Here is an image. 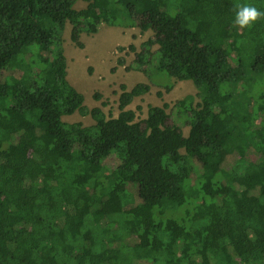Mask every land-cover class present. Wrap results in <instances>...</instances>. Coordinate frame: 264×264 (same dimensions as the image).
<instances>
[{
	"label": "trees",
	"instance_id": "trees-1",
	"mask_svg": "<svg viewBox=\"0 0 264 264\" xmlns=\"http://www.w3.org/2000/svg\"><path fill=\"white\" fill-rule=\"evenodd\" d=\"M85 1L99 14L77 0H0V264H264V18L234 23L236 5L264 12V0ZM101 14L108 25L152 30L128 67L151 84H164L155 72L191 80L199 100L186 95L171 112L148 105L138 118L128 106L150 84L137 82L120 84L116 116L85 105L66 77L62 35L69 22L82 46ZM28 66L27 85L17 84ZM75 112L94 123L63 120ZM130 188L140 204L179 198L152 204L146 228V216L121 205Z\"/></svg>",
	"mask_w": 264,
	"mask_h": 264
},
{
	"label": "rangeland",
	"instance_id": "rangeland-1",
	"mask_svg": "<svg viewBox=\"0 0 264 264\" xmlns=\"http://www.w3.org/2000/svg\"><path fill=\"white\" fill-rule=\"evenodd\" d=\"M120 1L125 6H129L131 3L130 0ZM87 4L88 2L85 0H77L75 7L79 10H84L87 16L94 17L99 14L97 5L89 9ZM101 15V23L96 32L81 33L80 42L82 46H79L71 40V25L69 22L66 23L62 35V44L66 56V77L69 83L77 91L82 93L83 103L85 105L88 107L100 106L107 115L116 116L119 112L118 96L120 93V84L124 83L128 88H131L137 82L150 84V90L136 97L128 106V108L136 110L138 118L146 116L148 105L161 106L166 102L169 105L167 112H171V107H173L175 102L182 100L186 95L194 96L195 101L199 100L197 89L191 80H177L166 74L155 72V76H160L158 79L161 82L163 81L164 84L157 85L155 82L151 84L148 76L144 72L128 67L134 60L136 51L141 49L142 43L153 35L152 30L142 32L136 26L108 25L104 14ZM130 45L135 46L136 49H130ZM156 47L157 45L154 46V48ZM29 56L30 53L24 56V65L27 64ZM220 59L226 60L225 55L221 54ZM243 67L236 69L238 75L242 73ZM34 69H38V66H34ZM31 70L32 67H25L17 84L27 85ZM214 72L219 77L218 80L224 77L228 78L227 73L219 68L215 67ZM152 80L156 81L153 77ZM95 93H100L102 95L101 99H95L93 97ZM225 99V96L220 95L221 101H225ZM102 101H106L107 104L102 105ZM63 120L68 122L80 121L84 125L94 123L90 115L83 116L77 112L72 115L63 116ZM182 129L184 135L187 136L189 126L183 125ZM211 135L220 141L224 138V130L217 117L213 119ZM118 159V153L112 154L106 160L107 166H114ZM150 175L151 172L146 169L138 173L139 178L143 180L148 179ZM127 179L132 181L134 177L132 174H127ZM177 198H174L172 195L162 196L159 193L157 195L155 194L154 198L148 202L141 201L140 204V201L135 197L133 188H130L127 193L122 194L121 205L126 206L130 204L134 206L137 214L146 216L145 227L150 228L153 222L151 219L152 204L160 205L163 208H170L176 205V202H178ZM147 242L148 239L144 233L136 237V243L139 245H145ZM46 261L47 264H51L48 259Z\"/></svg>",
	"mask_w": 264,
	"mask_h": 264
},
{
	"label": "clouds",
	"instance_id": "clouds-1",
	"mask_svg": "<svg viewBox=\"0 0 264 264\" xmlns=\"http://www.w3.org/2000/svg\"><path fill=\"white\" fill-rule=\"evenodd\" d=\"M264 18V12L258 10L252 5H236L235 6V25L240 28H249L256 21Z\"/></svg>",
	"mask_w": 264,
	"mask_h": 264
}]
</instances>
